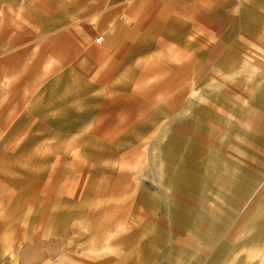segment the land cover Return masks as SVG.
Instances as JSON below:
<instances>
[{
    "label": "rangeland",
    "instance_id": "obj_1",
    "mask_svg": "<svg viewBox=\"0 0 264 264\" xmlns=\"http://www.w3.org/2000/svg\"><path fill=\"white\" fill-rule=\"evenodd\" d=\"M138 1L0 0V264H264V0Z\"/></svg>",
    "mask_w": 264,
    "mask_h": 264
},
{
    "label": "crops",
    "instance_id": "obj_2",
    "mask_svg": "<svg viewBox=\"0 0 264 264\" xmlns=\"http://www.w3.org/2000/svg\"><path fill=\"white\" fill-rule=\"evenodd\" d=\"M134 1H136V0H134ZM254 1V0H253ZM126 2H127V0H126ZM142 2H143V0H142ZM247 4H243L242 5V7H245V6H256V5H254V3L251 1V0H247ZM139 3H141V1L139 0L138 2H137V4L136 5H138ZM201 3H203V2H201ZM264 4V3H263ZM166 8V9H164V11L163 10H159V8ZM172 7H173V11H178L179 10V8L180 7H182V1L181 0H178V1H176V2H173V4H172V6L170 7V6H168V5H163V6H159V5H157V6H152L151 8H150V14L148 15V16H152L153 15V12H154V10H155V12L157 13V14H160V13H168L167 15H170L171 14V11H172ZM203 7H208L207 6V4H204L203 3ZM178 9V10H177ZM153 10V11H152ZM163 11V12H162ZM196 22V21H195ZM0 29H4L3 28V26H1L0 25ZM143 33H147L146 31L145 32H143ZM90 37V36H89ZM89 37H87L86 35H83L81 38H83L82 40V42L84 43V38L86 39V38H89ZM120 37V31L119 30H117L115 27H112L111 29H110V31L107 33V35H106V38H105V40L103 41V43H102V45L101 46H105L106 44H108V42L110 41V39H118ZM126 38H128V36H125ZM101 42V41H100ZM100 46V47H101ZM67 72V71H66ZM75 83H77L76 82V80H75V78H73V77H70V80L64 75V77L63 78H56V79H54V82H52V84L50 85L51 87H61V89H59V90H54L50 95H46L45 96V99H41L42 101H39V100H34L33 102H29V103H27L26 105H25V108L27 109L26 111H25V114L26 115H28V117L30 116L31 117V115L30 114H32L33 116H34V118H37L36 117V115H37V110H39V109H41V110H43L40 114V116H41V118L44 120V121H47L50 117H51V115L52 116H54V114H58L59 116H61L60 118H59V121L60 120H63L64 118H63V116L65 115V116H67L68 115V113H71V112H75V114H76V116L78 117V118H80L82 115H81V113L83 114L84 113V111H81L80 113L79 112H76L77 111V108H78V106H81V107H83V104H82V102H80L79 100H78V97L77 96H71L73 93H74V89H73V85L75 84ZM59 93H65V94H67L69 97V99H67L66 101H60L58 98L59 97H57V95L59 94ZM76 93V92H75ZM38 97H40V96H38ZM224 97H225V95H224ZM75 99H77V100H75ZM69 100V102H67ZM42 103H46V105H41ZM38 107L36 110H31V109H33V107ZM84 110V109H83ZM40 112V111H39ZM25 114H22V117H21V119H19L18 120V122H12V123H15V125H14V127H13V129L15 130V129H17V128H20V126L21 125H23V124H25V120L27 119L25 116ZM62 118V119H61ZM66 119H67V117H66ZM62 122V121H61ZM37 124V122H34V124L33 125H36ZM41 126L42 127H46V129L47 128H49V129H51V130H53V133H55V126L53 127V126H50V125H47L46 123L44 124H41ZM63 128V127H62ZM10 133H13V132H10ZM52 133V134H53ZM43 134H47V133H44V132H38V135H43ZM56 134H59V135H64V134H67V133H63L62 131H58V132H56ZM14 141V140H13ZM12 141V142H13ZM11 142V143H12ZM25 143H27V141H23V142H19V143H16L15 144V146H13L14 148H13V150L14 149H19L18 150V152L21 150V149H23V150H26V151H28L29 150V148L28 147H24L23 146V144H25ZM1 145V144H0ZM45 147V146H44ZM44 147H42V146H40V149L39 150H43L44 149ZM6 149H8V148H6ZM9 153H11V152H9ZM34 153H36V151L34 150V152L31 154V152L29 151V157L31 158V156H35L34 155ZM22 154V153H21ZM61 154V153H60ZM17 155V157H18V155H19V153H17V154H15V156ZM19 157H20V155H19ZM1 158V157H0ZM29 158V159H30ZM43 158V157H42ZM41 158V159H42ZM29 159H26V162H28L29 161ZM25 162V163H26Z\"/></svg>",
    "mask_w": 264,
    "mask_h": 264
},
{
    "label": "built area",
    "instance_id": "obj_3",
    "mask_svg": "<svg viewBox=\"0 0 264 264\" xmlns=\"http://www.w3.org/2000/svg\"><path fill=\"white\" fill-rule=\"evenodd\" d=\"M101 37H99L97 40L99 41Z\"/></svg>",
    "mask_w": 264,
    "mask_h": 264
},
{
    "label": "bare ground",
    "instance_id": "obj_4",
    "mask_svg": "<svg viewBox=\"0 0 264 264\" xmlns=\"http://www.w3.org/2000/svg\"><path fill=\"white\" fill-rule=\"evenodd\" d=\"M150 12H151V11H150ZM100 40H101V38H100ZM100 40H99V41H100ZM97 41H98V40H97ZM99 41H98V42H99ZM110 232H111V231H110Z\"/></svg>",
    "mask_w": 264,
    "mask_h": 264
}]
</instances>
